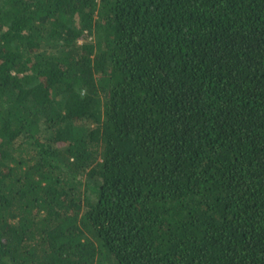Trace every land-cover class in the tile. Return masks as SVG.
<instances>
[{"label": "trees", "instance_id": "16d2710c", "mask_svg": "<svg viewBox=\"0 0 264 264\" xmlns=\"http://www.w3.org/2000/svg\"><path fill=\"white\" fill-rule=\"evenodd\" d=\"M0 264H264V0H0Z\"/></svg>", "mask_w": 264, "mask_h": 264}]
</instances>
